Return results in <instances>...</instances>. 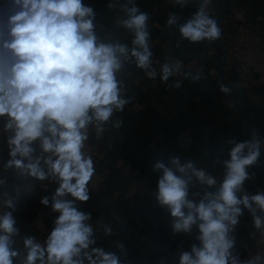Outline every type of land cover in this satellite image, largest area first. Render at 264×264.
I'll use <instances>...</instances> for the list:
<instances>
[{
	"label": "crops",
	"instance_id": "0c3cea01",
	"mask_svg": "<svg viewBox=\"0 0 264 264\" xmlns=\"http://www.w3.org/2000/svg\"><path fill=\"white\" fill-rule=\"evenodd\" d=\"M83 3L95 12L99 41L123 44L129 50L134 47L135 37L121 23L128 18L126 8L136 6L147 13L152 52L149 69L138 68L134 57L122 58L117 78L122 81L121 95L129 103L122 112H114L102 131L105 160L90 181L89 201L75 202L78 210L91 213L88 223L93 226L96 243L90 248L101 247L117 254L121 264H179L182 252H190L194 244L199 246V228L193 225L187 233L173 231V218L156 198L163 173L154 169L155 163L163 162L175 171L171 160L178 158L181 164L192 162L212 176L217 168L225 169L224 161L230 159L235 143L255 136L261 140V155L248 167L250 178L243 184L244 192L238 195L264 192V83L256 78L243 82L223 68L224 52L239 24L261 16L264 30V0H210L205 10L217 21L221 37L195 43L184 39L179 29L203 0H187L184 5L176 0ZM14 11L10 0H0V26ZM172 15L176 16V23L169 25ZM165 64L172 69L167 81L161 79ZM149 71L156 75L150 77ZM221 86L229 91L222 92ZM4 123L5 118H0V181H4L0 185L3 194L14 202L13 217L19 232L13 237V247L20 252L14 264H22L27 255L24 239L34 237L35 242L46 246L47 236L55 227L59 213L51 205L58 182L51 176L41 181L5 168L10 159V133L3 130ZM116 123L120 127H115ZM89 130L90 139L95 142L98 133L95 127L90 126ZM34 147L40 154L38 142ZM216 189L193 177L188 198L198 203L206 191ZM44 197L48 198V205L41 203ZM255 215L264 213L256 210ZM105 227L111 229L109 234H105ZM254 229L253 213L243 209L229 233L234 241L231 251L239 260L243 248L238 242Z\"/></svg>",
	"mask_w": 264,
	"mask_h": 264
},
{
	"label": "clouds",
	"instance_id": "9594fccd",
	"mask_svg": "<svg viewBox=\"0 0 264 264\" xmlns=\"http://www.w3.org/2000/svg\"><path fill=\"white\" fill-rule=\"evenodd\" d=\"M209 2L203 0L192 18L180 26L184 39L195 43L221 37L217 21L205 10ZM176 3L184 5L187 0ZM10 4L15 11L0 26V118H5L3 130L10 133V159L5 168L41 181L51 176L58 182L51 205L59 213L55 227L46 246L34 237L24 239L27 255L22 264H121L117 254L90 248L96 243L88 223L91 213L78 210L75 202L89 201V184L96 173L94 160L86 151L90 126L99 134L114 112H122L129 103L121 95L122 81L117 78L122 58L134 57L141 69L151 67L149 16L136 6L126 8L128 18L121 23L135 37L129 50L123 44L99 41L95 12L83 0H10ZM167 23H176V16H170ZM171 74V67L163 65L161 79L167 81ZM148 75L156 73L149 71ZM220 90L229 91L224 86ZM37 142L40 154L34 147ZM229 155L224 161L223 182L215 191H206L198 203L188 198L190 182L195 177L211 188L217 184L213 176L192 162L181 164L178 158L171 160L175 171L163 162L154 165L163 173L156 198L173 218V231L187 233L193 225L199 228V246L194 244L190 252H182L179 264L264 262L260 255L241 262L231 251L234 241L229 237L243 209L253 213L255 228H264V216L255 215L256 210L264 213V192L238 195L250 178L248 167L261 155V140L253 136L237 142ZM68 196L72 199H65ZM41 203L48 205V198ZM5 204L14 208L11 198ZM104 231L109 234L111 229L105 227ZM18 232L11 211L0 215V264H14L20 256L13 247Z\"/></svg>",
	"mask_w": 264,
	"mask_h": 264
},
{
	"label": "built area",
	"instance_id": "2783aa9c",
	"mask_svg": "<svg viewBox=\"0 0 264 264\" xmlns=\"http://www.w3.org/2000/svg\"><path fill=\"white\" fill-rule=\"evenodd\" d=\"M262 19L261 16H258L239 24L224 52L223 68L243 82H249L251 78H256L259 82L264 83V30L261 28ZM90 136L91 132L89 130L86 151L92 156L95 168H98L105 160L101 149L104 132L97 134L95 142L91 141ZM225 171L224 168H217L213 172L212 176L217 181L216 188L223 182ZM7 199L0 185V215L9 211L12 212V215L14 214V210L8 208L5 204ZM238 244L240 248H246L247 250L244 261L257 255L264 257V228H255L251 234L240 240Z\"/></svg>",
	"mask_w": 264,
	"mask_h": 264
},
{
	"label": "water",
	"instance_id": "95a60500",
	"mask_svg": "<svg viewBox=\"0 0 264 264\" xmlns=\"http://www.w3.org/2000/svg\"><path fill=\"white\" fill-rule=\"evenodd\" d=\"M246 248H243L242 251L240 252V261L243 262L246 256Z\"/></svg>",
	"mask_w": 264,
	"mask_h": 264
},
{
	"label": "trees",
	"instance_id": "16d2710c",
	"mask_svg": "<svg viewBox=\"0 0 264 264\" xmlns=\"http://www.w3.org/2000/svg\"><path fill=\"white\" fill-rule=\"evenodd\" d=\"M24 200V199H23ZM25 201H26V199H25ZM22 203V199L21 200H19V206H20V204ZM32 203V202H31Z\"/></svg>",
	"mask_w": 264,
	"mask_h": 264
}]
</instances>
